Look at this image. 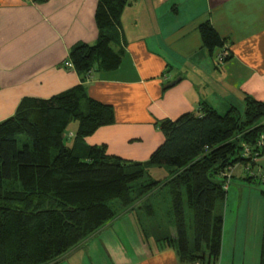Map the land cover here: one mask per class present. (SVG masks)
Instances as JSON below:
<instances>
[{
	"label": "trees",
	"instance_id": "trees-1",
	"mask_svg": "<svg viewBox=\"0 0 264 264\" xmlns=\"http://www.w3.org/2000/svg\"><path fill=\"white\" fill-rule=\"evenodd\" d=\"M132 1L99 0L97 42L80 43L69 58L81 76L78 86L49 99L26 98L0 122V264L58 263L142 196L162 188L171 204L168 232L157 236L158 246L173 248L180 264H220L229 174L264 156V101L245 95L242 108L224 115L202 104L198 112L159 121L165 139L146 162L89 145L87 138L114 125L116 116L113 106L89 96L86 83L94 71L114 72L122 65L121 17ZM198 30L210 53L226 46L209 21ZM75 121L68 146L66 131ZM152 167H168V178L152 179ZM186 206L193 211V242ZM147 208L157 214L151 204Z\"/></svg>",
	"mask_w": 264,
	"mask_h": 264
},
{
	"label": "crops",
	"instance_id": "crops-1",
	"mask_svg": "<svg viewBox=\"0 0 264 264\" xmlns=\"http://www.w3.org/2000/svg\"><path fill=\"white\" fill-rule=\"evenodd\" d=\"M98 4L0 0V122L26 98L49 99L81 83L64 63L80 43L97 42ZM206 21L227 39L223 49L203 48L198 27ZM120 31L122 65L114 72L94 71L86 83L89 96L113 106L116 116L114 125L87 138L91 146L106 145L110 155L146 162L165 139L159 121L198 112L202 104L227 113L241 107L245 95L264 101V0H133ZM222 50L229 59L217 63ZM250 236L241 227L240 206L230 221L228 207L220 264H236L239 253L246 264ZM156 251L165 252L163 261L142 264H179L173 248Z\"/></svg>",
	"mask_w": 264,
	"mask_h": 264
},
{
	"label": "rangeland",
	"instance_id": "rangeland-1",
	"mask_svg": "<svg viewBox=\"0 0 264 264\" xmlns=\"http://www.w3.org/2000/svg\"><path fill=\"white\" fill-rule=\"evenodd\" d=\"M223 51L219 55H223ZM227 59L228 56L224 61ZM216 62L218 63L217 60ZM242 107L243 105L240 108ZM219 113L224 115L226 112L219 110ZM75 128L78 129L77 121L72 122L66 131L65 142L68 146L73 144L72 133ZM263 157H259L261 161L258 163L259 166L256 165L257 159H255L253 164L238 165L233 168L227 183L228 193L224 213L229 207V221L233 220L239 205L241 227L245 230L248 228L251 234L246 264H259L260 258L264 221ZM149 173L152 179L164 182L169 176V168L152 167ZM248 178H252V181ZM146 179L148 176L142 182ZM168 199L170 201L167 188L151 190L122 212L112 225L82 242L76 250L70 251L58 263L52 264H142L146 259H151V262L163 261L166 256L160 254L165 252L156 251L159 247L156 238L168 232L166 208L171 204L168 203ZM148 204L152 205L157 214L150 215ZM186 221L189 239L193 242L194 217L193 211L188 206H186ZM172 233L175 234V230ZM244 261V254L239 253L236 256V264H242Z\"/></svg>",
	"mask_w": 264,
	"mask_h": 264
},
{
	"label": "built area",
	"instance_id": "built-area-1",
	"mask_svg": "<svg viewBox=\"0 0 264 264\" xmlns=\"http://www.w3.org/2000/svg\"><path fill=\"white\" fill-rule=\"evenodd\" d=\"M223 53H224L223 55H219L218 58L216 59L218 63H222V61H224V58L229 55L228 52L226 51H223ZM64 65L70 69H74V65L70 60L66 61ZM246 153H249V148L246 149Z\"/></svg>",
	"mask_w": 264,
	"mask_h": 264
},
{
	"label": "water",
	"instance_id": "water-1",
	"mask_svg": "<svg viewBox=\"0 0 264 264\" xmlns=\"http://www.w3.org/2000/svg\"><path fill=\"white\" fill-rule=\"evenodd\" d=\"M180 81V79L179 80H177V81H175V82H173V84L172 85H176L178 82Z\"/></svg>",
	"mask_w": 264,
	"mask_h": 264
}]
</instances>
